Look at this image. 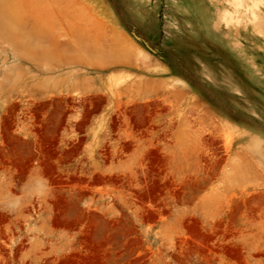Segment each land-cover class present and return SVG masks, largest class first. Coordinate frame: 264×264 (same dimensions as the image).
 Listing matches in <instances>:
<instances>
[{
    "label": "rangeland",
    "instance_id": "374dc122",
    "mask_svg": "<svg viewBox=\"0 0 264 264\" xmlns=\"http://www.w3.org/2000/svg\"><path fill=\"white\" fill-rule=\"evenodd\" d=\"M0 264H264V0H0Z\"/></svg>",
    "mask_w": 264,
    "mask_h": 264
},
{
    "label": "water",
    "instance_id": "95a60500",
    "mask_svg": "<svg viewBox=\"0 0 264 264\" xmlns=\"http://www.w3.org/2000/svg\"><path fill=\"white\" fill-rule=\"evenodd\" d=\"M146 47H148L149 49H151L149 46L146 45Z\"/></svg>",
    "mask_w": 264,
    "mask_h": 264
}]
</instances>
